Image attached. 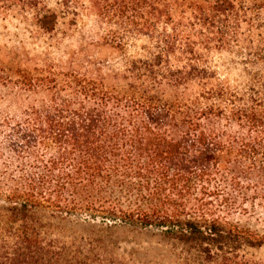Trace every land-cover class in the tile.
Wrapping results in <instances>:
<instances>
[{"label":"trees","instance_id":"trees-1","mask_svg":"<svg viewBox=\"0 0 264 264\" xmlns=\"http://www.w3.org/2000/svg\"><path fill=\"white\" fill-rule=\"evenodd\" d=\"M52 1L0 10L44 34L91 18L121 63L70 56L0 84V264H129L142 239L179 264L264 247L242 225L264 211V0Z\"/></svg>","mask_w":264,"mask_h":264},{"label":"rangeland","instance_id":"rangeland-1","mask_svg":"<svg viewBox=\"0 0 264 264\" xmlns=\"http://www.w3.org/2000/svg\"><path fill=\"white\" fill-rule=\"evenodd\" d=\"M49 5L52 0H46ZM91 18L83 21L80 27L69 29L65 25L50 33L39 31L32 19L19 12L0 10V84L14 78L11 70L33 66H52L71 63L70 56H80L81 60L93 58L111 67L121 63L120 54L106 47L96 46L97 26ZM76 57V58H78ZM76 60V59H72ZM214 64L222 75L230 80L243 81L242 67L237 59L228 54H216ZM9 88V84L6 85ZM8 90L0 85V113H10V100H6ZM254 231L264 233V211L252 218L242 220ZM151 240L142 239L122 246V253L129 264H179L164 249L157 248ZM241 264H264V247L244 249L238 253Z\"/></svg>","mask_w":264,"mask_h":264}]
</instances>
